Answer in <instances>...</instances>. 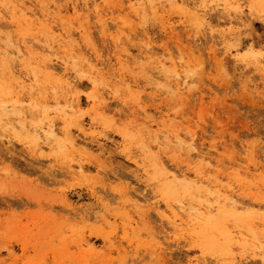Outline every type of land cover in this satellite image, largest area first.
I'll use <instances>...</instances> for the list:
<instances>
[{
  "label": "rangeland",
  "instance_id": "rangeland-1",
  "mask_svg": "<svg viewBox=\"0 0 264 264\" xmlns=\"http://www.w3.org/2000/svg\"><path fill=\"white\" fill-rule=\"evenodd\" d=\"M120 1L0 0V82L22 69L33 94L10 102L57 133L26 142L0 109V264H263L264 0ZM178 200L220 225L173 224Z\"/></svg>",
  "mask_w": 264,
  "mask_h": 264
},
{
  "label": "bare ground",
  "instance_id": "bare-ground-1",
  "mask_svg": "<svg viewBox=\"0 0 264 264\" xmlns=\"http://www.w3.org/2000/svg\"><path fill=\"white\" fill-rule=\"evenodd\" d=\"M89 1V0H88ZM120 1V0H119ZM124 1V0H123ZM179 1V0H178ZM182 3H187L188 1L187 0H180ZM187 1V2H186ZM121 2V1H120ZM83 3H84V1H83ZM91 3V2H90ZM90 3L89 2H85V5H87V4H89L90 5ZM94 3V2H93ZM121 3H123V2H121ZM137 3H141L140 2V0H136V4ZM25 7V9H23V7H22V5H21V8H22V10H21V14H20V16L17 18V23H18V25L22 28H24V29H27L28 31H31L32 30V26L33 25H31V23H30V21L28 20V18L26 17V14H27V12H30L32 15H35V13H34V11H33V9H31V8H29V7H27L26 6V3L25 2H23L22 3ZM124 4V3H123ZM188 4H190L189 2H188ZM75 5V4H74ZM77 5V4H76ZM84 5V6H85ZM88 5V6H89ZM83 6V7H84ZM121 6H122V4H121ZM77 7H79V6H77ZM83 7H81V8H83ZM122 7H124V6H122ZM193 8V7H192ZM196 8V7H195ZM241 7H239V9H240ZM78 9H80V8H78ZM123 9V8H122ZM199 9V8H198ZM68 10V9H67ZM203 10V9H202ZM242 10V9H241ZM38 11V10H37ZM199 11V10H198ZM243 11V10H242ZM206 12V11H205ZM37 13H39V11L37 12ZM75 13V12H74ZM236 14H238L237 12H235ZM50 14V13H49ZM240 14V13H239ZM31 15V16H32ZM48 15V14H47ZM204 15V14H203ZM202 15V16H203ZM39 16H40V13H39ZM205 16V15H204ZM32 17H34V16H32ZM50 17V16H49ZM48 18V17H47ZM105 23V22H104ZM54 25V24H53ZM61 25L59 24V27H60ZM46 27V26H45ZM51 27H53V26H51ZM59 27H57V29L59 28ZM64 27H65V25H64ZM63 27V28H64ZM54 29V28H53ZM56 30V29H55ZM60 31H61V27H60V29H59ZM68 31V30H67ZM65 32H66V29H65ZM72 33V32H71ZM62 34V33H61ZM64 34V33H63ZM64 36H65V34H64ZM1 37V36H0ZM60 38V37H59ZM61 40V39H60ZM75 40V39H74ZM71 41V40H70ZM64 42V41H63ZM1 43V42H0ZM70 43V42H69ZM73 43V42H72ZM74 44V43H73ZM0 45H2V43L0 44ZM75 45V44H74ZM36 47H38L39 48V46H37V44L35 45ZM42 46V45H41ZM145 46V45H144ZM44 47H45V45H44ZM73 47V46H72ZM9 48V47H8ZM7 48V49H8ZM47 48V47H46ZM45 48V49H46ZM6 49V50H7ZM45 49H43V51H45ZM48 49V48H47ZM46 49V50H47ZM49 49H50V47H49ZM148 49H151V47L149 48L148 47ZM0 50H1V47H0ZM3 50V49H2ZM5 50V51H6ZM13 50V49H12ZM38 50V49H37ZM48 51H50V50H48ZM152 52L154 51V49L153 50H151ZM150 51V52H151ZM6 52H8V51H6ZM9 52H10V50H9ZM0 53H4L3 51H1ZM11 53H13V51H11ZM5 54V53H4ZM9 54V53H8ZM14 54V53H13ZM16 55V54H15ZM17 56V55H16ZM153 57V56H152ZM54 61H51V60H46L45 62H44V64H42V66L44 65V67H45V71L50 75V76H52V77H55V78H57V79H63V78H65L66 77V79H65V81H66V84H67V86H69V87H71L73 84H72V81H71V79L69 78V77H67V74L69 75V73L67 72V70H68V67H67V65H66V63H65V69H64V72L62 73V74H60V75H57L58 73L56 72V70H55V67H56V65L54 66V64L55 63H52V62H55V59H53ZM163 60V59H162ZM162 60H158L157 61V64H159V63H161L162 62ZM171 60H172V58H171ZM169 61V60H168ZM88 62V61H87ZM167 62V61H166ZM169 62H171V61H169ZM63 64V63H62ZM180 64H182V63H180ZM10 65V64H9ZM8 65V66H9ZM12 65V64H11ZM10 65V66H11ZM15 65V64H14ZM85 65V64H84ZM77 66V65H76ZM160 66V65H159ZM184 66V65H183ZM186 66V65H185ZM184 66V67H185ZM14 67V66H13ZM84 67V66H83ZM162 67V66H161ZM181 67V66H180ZM183 67V68H184ZM12 67H10V69H11ZM17 68V67H16ZM174 68H176V66H174ZM14 69V68H13ZM12 69V70H13ZM19 69V68H18ZM8 71H11V70H9V67H8V69H7ZM16 69H14V71L13 72H17V71H15ZM151 70H153V68L151 69ZM8 71H7V73H8ZM95 71V70H94ZM94 71H93V74H94ZM159 71V70H158ZM158 71H157V73H158ZM180 71H181V69H180ZM183 71V70H182ZM0 72H1V70H0ZM61 72V71H60ZM6 73V72H5ZM19 76L18 77H15L14 78V75H13V80H15V87H16V91L15 92H13L12 91V89L11 88H9V86L7 85V83H5L4 82V84H2L1 82H0V109H1V111L3 112V114L4 115H7V114H9V113H13L12 115H13V117H8V120H9V122H10V124H11V126L15 129V128H20L22 131L23 130H25V132L27 131V132H29V131H31V132H33V134L32 133H30L31 134V136H26L25 137V139H26V142H33V143H35V144H38V140L39 139H41V138H44L45 140H49L50 138H54V137H56L57 136V133H56V130H55V128L53 127V125H48L47 127L45 126H32L31 124H28L27 122H26V118H27V115H28V113L26 112H24L23 111V108L24 107H22L20 104H19V106H17V105H15V103H12V102H10V99L11 98H13V97H15L16 99H17V101L19 102V100H21V98H23V97H21V93L22 92H25V91H30V93L29 94H31V89H29V88H27V86H26V84H25V75L23 74L22 75V69H19ZM24 73V72H23ZM156 73V74H157ZM17 74V73H16ZM173 75V77L174 78H172V80L174 79V80H177V82H176V88H177V90H183V92H185L184 91V88L186 89V87L188 86V82L193 78H191L190 76H182L181 75V73L178 71V69H175L174 70V73H172ZM182 74H183V72H182ZM98 76V75H97ZM96 76V77H97ZM155 76V75H154ZM159 76H160V78H161V76H163V75H158V77H156L155 79H158L159 78ZM29 77V76H28ZM191 78L190 80H189V78ZM147 78H148V81H150V80H153V79H150L149 80V78H151V76L150 77H148L147 76ZM163 78V77H162ZM165 78V77H164ZM27 79V78H26ZM154 79V81H156ZM28 80V79H27ZM171 80V81H172ZM192 80H194V79H192ZM168 81V80H167ZM12 82V81H11ZM169 82V81H168ZM173 83H174V81H172ZM191 83H192V81H190ZM73 83H75V82H73ZM136 83V82H135ZM152 83V82H151ZM167 83V82H166ZM171 83V82H170ZM169 83V84H170ZM13 84V83H12ZM169 84H168V88L169 87H171V86H169ZM32 85V84H31ZM34 85V84H33ZM32 85V86H33ZM64 85H65V83H64ZM139 85V84H138ZM171 85V84H170ZM191 85V84H190ZM66 86V85H65ZM68 88V87H67ZM188 89H189V87H187ZM11 89V90H10ZM35 89H33L32 91H34ZM190 90V89H189ZM183 92H181V93H183ZM187 92V91H186ZM185 92V93H186ZM184 93V94H185ZM33 94V93H32ZM31 94V95H32ZM23 95H24V93H23ZM22 95V96H23ZM36 95V94H35ZM97 98L98 97H96V96H93L92 98H91V100H93L94 102L97 100ZM19 99V100H18ZM24 99V98H23ZM69 103V102H68ZM65 106L68 108H65L64 110H63V112L64 113H68L69 112V108H70V110L73 108V105H71V104H69V105H67V104H65ZM30 114V113H29ZM89 129L91 128V127H88ZM87 127H85L84 125H81V126H79V128H78V132H79V134H81L82 136H83V138H82V140H79V139H75V138H73V140H71V145H73V146H75V145H77V144H82V145H87L88 146V143L85 141V140H87V139H89V138H93V136H92V133H90L89 134V132H87V129H88ZM21 130H20V132H21ZM187 143H190V141L189 142H187ZM186 144V143H185ZM185 144H183V145H185ZM195 144V143H194ZM181 145V144H180ZM97 146L100 148V149H102L103 148V143H101V141H98L97 140ZM152 146V145H151ZM182 146V145H181ZM60 147H62V144H60ZM156 146H154V147H152L151 149H153V148H155ZM188 148L190 147V145L189 146H187ZM187 148V149H188ZM190 149H192V148H190ZM197 150H199V148L197 149ZM151 152V151H150ZM150 152H148L147 154L149 155V156H153V154H151ZM193 152H196L194 149H193ZM202 152V151H201ZM200 151H198L197 153H195V154H192V156H194V158H195V155H197V156H201L202 154H204L203 152L201 153ZM191 154H188V155H190L191 156ZM189 156V157H190ZM131 157V156H130ZM135 157V156H134ZM143 157V156H142ZM203 157V156H202ZM197 158V157H196ZM201 159V158H200ZM142 160H144V158H142ZM136 163L137 164H139V160H137L136 159ZM156 164H157V166L162 170L161 171V173L163 174V178H167V179H169V177H168V170H167V168H166V166H165V164L161 161V160H159V161H157L156 162ZM138 166H140L141 167V165H138ZM83 169V165L82 164H80V163H77V164H75V167L74 166H72V172H75V170H82ZM148 168H145V169H143V172H142V176H144V175H146L147 173H148ZM170 172H172V171H170ZM173 173V172H172ZM177 175H182L183 177H185L186 176V173H177L176 175H175V177H177ZM199 177H200V175H198ZM161 188H163V190L165 191V192H167L168 194L170 193V192H173V191H175V187L172 185V184H166L165 182H163V183H161ZM166 207V212L163 214L166 218H169V220L173 223V224H176L177 222H179V223H183V222H192V224H197V223H199L201 220H202V224H206V225H208V224H210V225H212V226H214V227H218L219 225H220V222H219V220H215V216H213L212 215V211L215 209L213 206H210L208 209H210L209 211H207V213H209L208 215H207V217L206 218H204L203 216H202V214L200 215V216H196V218L195 217H193L192 215H193V213L191 212V210H196L195 212H197L198 213V210L197 209H194V207L191 209V210H189V208L187 207V205L185 204V202L184 201H182V200H178V202H176V203H169L168 201L166 202V205H165ZM188 206H190V205H188ZM192 207V206H191ZM190 207V208H191ZM195 220V221H194ZM196 220H200V221H196ZM200 223V224H201ZM157 256H158V254H157ZM260 260H261V262L264 264V249L260 252Z\"/></svg>",
  "mask_w": 264,
  "mask_h": 264
}]
</instances>
